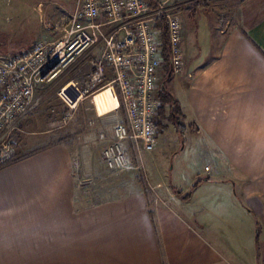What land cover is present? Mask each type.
<instances>
[{"label": "crops", "instance_id": "crops-1", "mask_svg": "<svg viewBox=\"0 0 264 264\" xmlns=\"http://www.w3.org/2000/svg\"><path fill=\"white\" fill-rule=\"evenodd\" d=\"M172 5L185 71L164 65L160 85L184 131L172 122L176 137L163 138L157 116V149L141 159L154 165L149 188L82 206V153L63 138L0 171V264H264V0ZM168 149L205 160L210 173L192 172L178 191L162 167Z\"/></svg>", "mask_w": 264, "mask_h": 264}, {"label": "built area", "instance_id": "built-area-1", "mask_svg": "<svg viewBox=\"0 0 264 264\" xmlns=\"http://www.w3.org/2000/svg\"><path fill=\"white\" fill-rule=\"evenodd\" d=\"M173 1L156 0L153 7L142 0H75L58 40H42L25 52L0 56V163L14 154V134L36 103V89L72 70L76 79L71 84L81 100L112 86L121 99L125 123L115 127L112 140L100 136L103 162L111 172L130 169L131 152H155L160 108L155 95L165 65L158 22L167 27L170 74L185 71L184 26ZM81 64L88 67L87 74ZM108 68L111 82H106Z\"/></svg>", "mask_w": 264, "mask_h": 264}, {"label": "rangeland", "instance_id": "rangeland-1", "mask_svg": "<svg viewBox=\"0 0 264 264\" xmlns=\"http://www.w3.org/2000/svg\"><path fill=\"white\" fill-rule=\"evenodd\" d=\"M74 4L75 0H0V56L25 52L42 40H58L62 36V25ZM81 67L84 68L83 73L87 74L88 67L84 64ZM74 73L75 70H72L58 82L36 89V103L14 134V154L33 155L56 143L59 138L76 145L82 153L79 159L84 164L78 189L82 206L117 198L135 189H144L141 178L148 189L146 180H152L154 165L145 158L146 164L143 166L141 159L144 155L134 154L133 166L119 173L111 172L102 158L99 160L104 148L101 134L112 140L115 127L126 121L115 87L81 100V94L71 84L76 79ZM163 86L161 84L159 90ZM164 109L160 118L167 127H159V133L163 134V138L172 139L176 134L170 128V105L165 104ZM179 137L182 148L183 139ZM165 153L162 167H166L171 185L178 187V191H182L179 180L185 176L189 177L194 171L206 173L208 166L203 159L193 158L181 150L172 153L168 149Z\"/></svg>", "mask_w": 264, "mask_h": 264}, {"label": "trees", "instance_id": "trees-1", "mask_svg": "<svg viewBox=\"0 0 264 264\" xmlns=\"http://www.w3.org/2000/svg\"><path fill=\"white\" fill-rule=\"evenodd\" d=\"M143 2L147 3L148 5L150 6H153L155 7L157 2L156 0H142ZM156 28L157 29H160L161 30V37H162V44H163V52H164V62H165V66H168L167 64V53H168V36H167V27L165 25L164 22H158L156 24ZM159 101H160V108L158 110V117H161L163 116L164 114V111H165V104H168L170 105V108H171V121L173 122V125L175 127V129L180 132V134L183 133L184 131V127L181 126V123H180V112H179V109H178V106L173 102L172 100V97L170 96L169 92L167 91V89H165L164 87L161 88V90L159 91ZM160 124L158 123L157 126H159ZM183 139V137H182ZM62 139L56 141V144L57 143H61L63 142ZM132 155L133 152H131ZM31 155H27V156H21L19 154H13L12 157L4 162V163H0V171L9 167V166H12V165H15L17 163H20L21 161L27 159L28 157H30ZM207 180H210V178H207ZM141 182V180H140ZM145 182H141V184L144 186ZM199 184V183H198ZM198 184H196V186L194 187L193 191H195V189L198 187ZM145 191H147V187L144 188ZM192 193H189L187 194L186 196H181V198L183 200H190L191 197H192ZM180 195V194H179ZM261 226L260 224L258 223L257 224V257H258V262H259V259H260V234H261Z\"/></svg>", "mask_w": 264, "mask_h": 264}, {"label": "bare ground", "instance_id": "bare-ground-1", "mask_svg": "<svg viewBox=\"0 0 264 264\" xmlns=\"http://www.w3.org/2000/svg\"><path fill=\"white\" fill-rule=\"evenodd\" d=\"M74 89H76V88L74 87ZM81 98H82V96H81Z\"/></svg>", "mask_w": 264, "mask_h": 264}]
</instances>
